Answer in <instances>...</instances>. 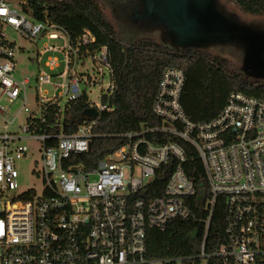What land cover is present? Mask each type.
I'll return each instance as SVG.
<instances>
[{
	"label": "built area",
	"instance_id": "1",
	"mask_svg": "<svg viewBox=\"0 0 264 264\" xmlns=\"http://www.w3.org/2000/svg\"><path fill=\"white\" fill-rule=\"evenodd\" d=\"M7 26L36 42L47 29L33 21L9 0H0V190L18 187L16 162L28 159V146L38 145L40 195L27 190L0 204V264H264V100L232 93L216 118L193 123L183 112L180 96L185 74L165 69L152 105L159 126H142L119 136L122 144L100 160L94 168L74 163V157L91 148L95 121H82L76 132L64 135L36 133V121L45 106L79 99L83 78L74 73L93 36L84 31L73 46L68 37L55 33L49 40H61L64 68L57 75L40 72L36 86H53L59 93L44 99L36 95L39 115L29 116L23 127L16 126L20 113L28 112L26 91L31 80L16 76L15 48L9 47L2 27ZM99 72H108L113 90L111 67L105 48L93 53ZM50 71L59 67L48 58ZM102 73V72H101ZM55 77V78H53ZM61 80V84L53 80ZM92 81L86 79V84ZM105 93V94H106ZM64 99V105L60 101ZM22 102L20 109L13 107ZM90 108L101 112L106 106ZM54 139L52 146L46 142ZM168 139L166 142L163 141ZM196 151L206 176L210 199L199 253L192 257H146L149 230L163 232L175 219L194 215L185 199L194 196L193 181L184 170L186 150ZM158 174L168 175L162 194L152 197ZM218 198L224 199V240L216 250L206 252V241Z\"/></svg>",
	"mask_w": 264,
	"mask_h": 264
},
{
	"label": "trees",
	"instance_id": "2",
	"mask_svg": "<svg viewBox=\"0 0 264 264\" xmlns=\"http://www.w3.org/2000/svg\"><path fill=\"white\" fill-rule=\"evenodd\" d=\"M133 0H22L21 11L33 21L53 27L64 33L75 46L86 30L94 38L80 59L106 49L111 67L113 90L100 97V103L108 110L101 112L93 126L91 148L87 153L75 156L74 163L85 168L96 164L116 150L122 141L120 135L137 131L142 126H159L161 121L152 105L162 72L167 68L180 69L185 82L180 104L186 117L193 123H206L218 116L232 93H243L264 100V82H249L238 67L229 60L197 48L182 52L173 51L142 36L136 22L129 15ZM234 3L244 14H264V0H224ZM107 5L113 21L104 11ZM9 47H13L9 44ZM42 117L36 121L35 132L45 135L68 136L82 124L80 116L90 108L88 97L82 96L60 109L59 105L45 106ZM165 139L163 141H167ZM51 139L47 145H54ZM183 165L193 181L196 192L185 199L194 218L175 219L165 231L149 230L146 235V257H192L199 253L202 222L207 218L206 205L210 199L209 188L202 163L189 144ZM168 175L158 174L152 184V197L162 194ZM224 199L218 198L212 215L206 241V252L216 250L224 240Z\"/></svg>",
	"mask_w": 264,
	"mask_h": 264
},
{
	"label": "rangeland",
	"instance_id": "3",
	"mask_svg": "<svg viewBox=\"0 0 264 264\" xmlns=\"http://www.w3.org/2000/svg\"><path fill=\"white\" fill-rule=\"evenodd\" d=\"M11 4L18 7L22 0H9ZM130 1V0H128ZM198 9L204 10L209 22L213 24L214 15L223 17L236 28V32L229 35L197 36L194 34L193 25L181 20L175 11L176 0H133L129 15L141 30V35L148 37L157 43L173 51L182 52L188 48H197L212 55H219L235 64L241 74L249 82H264V14H244L234 3L224 0H195ZM104 11L108 17L116 22L110 8L105 5ZM196 11V10H195ZM182 23L184 26H182ZM238 31V32H237ZM9 44L15 48L16 76L27 77L31 80V88L26 91V107L28 112H21L15 125L23 127L26 118L38 116L39 109L36 95H42L48 99L53 93L61 92L60 88L55 90L53 86H36L34 79L40 72L49 75H57L62 72V54L60 52H45L46 47L54 46L61 48V40H49L48 35L55 33L65 38V35L54 29H47L36 41L32 42L19 35L7 26L2 27ZM48 58L56 59L59 67L50 71L46 62ZM102 72V73H101ZM99 72L98 66L91 57L79 60L74 66V73L83 78L81 88L85 90L88 102L93 105L100 104V97L104 95L110 84L108 72L102 68ZM55 78V77H53ZM92 83L86 84V79ZM53 83L61 84V80L54 79ZM65 101H60L64 105ZM22 102L17 103L12 113H16ZM29 152L28 159L16 162L18 171V187L14 191L2 192L0 190V204H7L14 195L33 189L40 195L43 183L40 175V153L38 145L27 144Z\"/></svg>",
	"mask_w": 264,
	"mask_h": 264
},
{
	"label": "water",
	"instance_id": "4",
	"mask_svg": "<svg viewBox=\"0 0 264 264\" xmlns=\"http://www.w3.org/2000/svg\"><path fill=\"white\" fill-rule=\"evenodd\" d=\"M196 10V11H195ZM175 11L181 20L194 24L193 31L197 36H215V35H233L236 32L231 23L227 22L223 17L214 15L213 24L209 22L208 16L204 10L197 7L195 0H176ZM182 26L183 23H182ZM238 32V31H237ZM98 118V113L92 108L82 112L81 121H95Z\"/></svg>",
	"mask_w": 264,
	"mask_h": 264
}]
</instances>
